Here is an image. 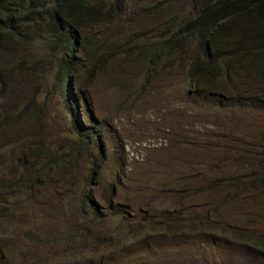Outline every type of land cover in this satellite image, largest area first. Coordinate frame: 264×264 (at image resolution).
Listing matches in <instances>:
<instances>
[{
	"label": "rangeland",
	"instance_id": "rangeland-1",
	"mask_svg": "<svg viewBox=\"0 0 264 264\" xmlns=\"http://www.w3.org/2000/svg\"><path fill=\"white\" fill-rule=\"evenodd\" d=\"M100 1L74 52L36 21L0 53V264H264V106L203 102L194 38L153 60L197 2ZM237 69L248 101L260 86Z\"/></svg>",
	"mask_w": 264,
	"mask_h": 264
},
{
	"label": "trees",
	"instance_id": "trees-1",
	"mask_svg": "<svg viewBox=\"0 0 264 264\" xmlns=\"http://www.w3.org/2000/svg\"><path fill=\"white\" fill-rule=\"evenodd\" d=\"M189 2L200 5L198 12L187 19L180 17L150 45L154 48L153 60H161L166 54L177 52L187 36L194 38L199 55L194 57L190 66L191 80L195 90L201 88L200 91L213 96L201 95L203 102L221 106H264V86L261 87L264 84V0ZM101 4L100 0H0V53L2 50H16L21 38L26 35L24 27L28 29V24L36 21L43 22L44 27L35 35L44 44L52 50L74 52L80 44L79 32L87 30L105 16ZM87 40L85 35L84 45ZM223 59H226L225 66L220 63ZM232 64H236V69ZM3 65L0 67L10 71ZM237 68L246 69L249 81L260 86L248 101H243L240 94L232 90V82L240 76L237 75ZM68 70V67L62 68L60 72V82L64 77V88ZM203 72L207 74L204 79L200 76ZM222 73L228 81L223 90L216 82V76ZM208 87L214 89L208 92ZM224 233L230 234V231ZM5 250L8 249H0L2 259L8 257Z\"/></svg>",
	"mask_w": 264,
	"mask_h": 264
},
{
	"label": "clouds",
	"instance_id": "clouds-1",
	"mask_svg": "<svg viewBox=\"0 0 264 264\" xmlns=\"http://www.w3.org/2000/svg\"><path fill=\"white\" fill-rule=\"evenodd\" d=\"M69 71V73H70V70H68ZM60 88L62 89V90H64V89H66V90H69L68 89V75H67V77H66V83H65V88H64V77H63V82H60ZM69 99H74V101L76 102L77 101V98L74 96V97H69ZM71 112L73 113V115L74 116H76L75 115V108H71ZM90 128H88V129H86L85 131H83V133H85L86 135L89 133V132H91V134L90 135H88V138H89V140H90V144H91V146L93 147L94 146V140H93V138H94V132L95 131H93L92 129H90ZM98 146H100V143H98ZM99 149H101V147L99 148ZM3 247H5V248H7V249H9L8 247H7V245L6 244H4V243H0V249L1 248H3ZM6 252H7V254H8V257L7 258H11V255H10V253H9V250H5Z\"/></svg>",
	"mask_w": 264,
	"mask_h": 264
}]
</instances>
